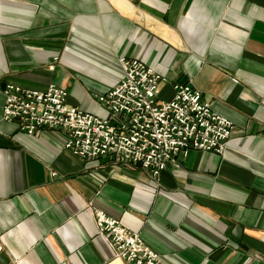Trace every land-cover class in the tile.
Returning <instances> with one entry per match:
<instances>
[{
    "label": "crops",
    "instance_id": "0c3cea01",
    "mask_svg": "<svg viewBox=\"0 0 264 264\" xmlns=\"http://www.w3.org/2000/svg\"><path fill=\"white\" fill-rule=\"evenodd\" d=\"M121 56L167 78L163 100L174 84L200 89L233 121L226 150L192 149L154 178L3 120L8 82L56 83L107 117L95 95L120 82ZM92 207L159 264H264V0H0V264H126Z\"/></svg>",
    "mask_w": 264,
    "mask_h": 264
},
{
    "label": "built area",
    "instance_id": "2783aa9c",
    "mask_svg": "<svg viewBox=\"0 0 264 264\" xmlns=\"http://www.w3.org/2000/svg\"><path fill=\"white\" fill-rule=\"evenodd\" d=\"M119 62L124 73L120 82L95 95L108 110L107 117L71 105L69 92L56 83L38 90L8 82L3 90V120L30 135L45 128L61 131L64 148L79 157L111 156L124 164L140 165L154 178L169 164L177 166L179 158L192 149L226 150L233 121L218 113L200 89L174 84V97L163 100L160 92L167 82L165 76L137 58L121 56ZM92 208L97 228L116 257L126 264L161 262L160 253L147 245L140 233Z\"/></svg>",
    "mask_w": 264,
    "mask_h": 264
}]
</instances>
